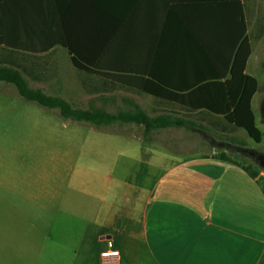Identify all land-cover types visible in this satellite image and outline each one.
<instances>
[{
    "label": "crops",
    "instance_id": "obj_1",
    "mask_svg": "<svg viewBox=\"0 0 264 264\" xmlns=\"http://www.w3.org/2000/svg\"><path fill=\"white\" fill-rule=\"evenodd\" d=\"M256 1L0 0V53L6 46L18 64L27 58L32 71H19L41 91L26 78L40 76L34 61H60L62 68L52 71L62 76L55 79L58 90L85 94V107L74 105L75 96L63 98L74 108L116 115L139 107L151 118H181L198 112L178 103V93L226 82L247 39L243 74L258 84L251 102L256 123ZM74 59L94 69L77 70ZM118 77L156 84L167 99ZM1 83L0 91L11 94V84ZM36 114L35 121L50 122L51 147L40 150L45 164L31 162L35 149L0 150V264H264L263 172L221 160L213 150L182 152L173 137L165 142L181 128L90 125L108 131L109 140L125 137L126 147L115 153L124 159L109 165L100 197L86 203L71 177L86 163L88 134ZM104 252L118 254L102 258Z\"/></svg>",
    "mask_w": 264,
    "mask_h": 264
},
{
    "label": "rangeland",
    "instance_id": "obj_2",
    "mask_svg": "<svg viewBox=\"0 0 264 264\" xmlns=\"http://www.w3.org/2000/svg\"><path fill=\"white\" fill-rule=\"evenodd\" d=\"M255 6L256 10L253 13L254 20L251 19L253 23L252 33L261 41H257L256 43L258 48H256L255 51L254 67H256L258 71L256 74L259 76L258 80L261 84V89L254 98L253 106L257 115V122L255 124L263 136L261 143H256L246 135L245 131L228 125L222 118L211 115L206 111L198 112L197 114L190 116L183 113L180 115L182 119H191L196 121L197 124L204 127L205 132L208 135L220 141L228 142V140H232L234 142H242L250 149L264 151V119L261 117V109L264 105V0H257ZM34 62H37L38 64L40 63L42 70L38 78L26 76L31 87L40 88L46 94L52 96L61 95L60 97L62 98L75 96V92L64 93L58 90L59 87L57 83H55V79L62 76L52 75V71L55 68H57V70L62 68L60 61H53L49 59ZM20 63L24 68H28V71H32V67L29 66L30 61L27 58L22 59ZM58 65L60 66L59 69ZM32 73L34 74V72ZM68 78H72L74 80V77ZM3 84L4 83L0 82V86ZM10 89L11 94L0 91V150L7 151L21 149V152L25 153V150L28 151L29 148L35 149L38 153H36V156L33 155L31 162L35 163L37 167L41 165L43 166L46 162L44 161L45 153L40 150L44 151L46 149H50L51 147L50 139H46V137H49L47 133L50 134V122L38 120L37 118L35 121L34 118L37 116L36 112L42 116L53 119L60 125L65 124L70 127H80L88 134V139L86 141L87 144L83 145L84 151L82 154L84 155L87 153V158L86 163L81 169H78V167L74 169L71 178L72 181L79 182V186L77 185V196L80 199H83L87 203L99 198L102 192V186L109 181L110 176L112 175L109 165H111L113 160H115V157H117L120 161H123L124 159V155H122V153H120L122 156H115V153L126 147V143H124L126 140L125 137L118 135L116 141L109 140L107 137L104 138L103 135H108V131L94 130V128H91L89 124L85 123H70L61 120L57 110H47L34 103L27 102L18 96L13 86L10 85ZM72 100L74 105L77 107L86 106L85 94L83 93L80 95L76 94ZM14 102L18 105L7 109L5 108ZM21 114H24L25 117L22 118ZM34 126H36V128H34ZM169 137H173L175 139L171 145L179 148L182 152L188 154H194L197 152L207 153L212 150L218 153L224 152L230 157V160L248 165L249 168H254L256 172L254 171L253 173L256 174L263 172L255 161L244 157L242 154L232 153L225 148L208 144L206 140L194 130L187 128L174 130L171 134H167L163 138L165 142L168 141ZM165 151L167 155L168 150L165 149ZM37 178H39V174L37 175ZM262 178L264 179V172ZM93 185H97L98 188H93ZM107 198L108 195H106V200Z\"/></svg>",
    "mask_w": 264,
    "mask_h": 264
},
{
    "label": "trees",
    "instance_id": "obj_3",
    "mask_svg": "<svg viewBox=\"0 0 264 264\" xmlns=\"http://www.w3.org/2000/svg\"><path fill=\"white\" fill-rule=\"evenodd\" d=\"M2 51L3 53H0V82L13 85L18 96L27 102L34 103L47 110H57L61 120L70 123H85L96 128L107 127L115 122L133 123L142 125L146 132L169 127L205 131L202 125L171 115L148 117L139 107H135L136 111L134 113H119L116 115L98 109L82 110L74 108L59 96L47 95L39 89L30 88L22 72L19 71V68L22 71H25V68L20 65L21 63L18 64L17 59H12L16 52L15 49L4 46ZM249 55L250 47L247 39H245L235 54L230 77L226 82L213 81L200 86L191 93H178L180 95L177 102L191 111H206L220 116L226 123L245 131L250 139L260 143L262 134L255 125V117L251 107L252 99L258 90V84L255 78L243 74ZM73 64L77 70L94 69L81 60L74 59ZM118 78L123 85L130 86L156 98L167 99V91L158 88L156 84L130 77ZM228 142L234 141L228 140ZM234 143L244 145L242 142ZM219 157L224 161L230 160V157L224 152H220ZM262 171L264 172L263 169Z\"/></svg>",
    "mask_w": 264,
    "mask_h": 264
},
{
    "label": "flooded vegetation",
    "instance_id": "obj_4",
    "mask_svg": "<svg viewBox=\"0 0 264 264\" xmlns=\"http://www.w3.org/2000/svg\"><path fill=\"white\" fill-rule=\"evenodd\" d=\"M261 117L264 119V105L262 106V109H261ZM196 133L201 135L206 140V142L208 144L217 145L218 147L225 148V149L231 151L232 153L242 154L244 157H246L252 161H255L256 163H258L256 160V157L259 154H264V151L255 150L254 151L255 156L251 157L249 155V152H250L249 148L245 147V145H241V144L234 143V142L220 141V140L208 135L205 131H196Z\"/></svg>",
    "mask_w": 264,
    "mask_h": 264
},
{
    "label": "water",
    "instance_id": "obj_5",
    "mask_svg": "<svg viewBox=\"0 0 264 264\" xmlns=\"http://www.w3.org/2000/svg\"><path fill=\"white\" fill-rule=\"evenodd\" d=\"M214 146V145H213ZM216 146V145H215ZM245 147H247V146H245ZM248 148V147H247ZM249 155L251 156V157H253V156H255V150H253V149H250L249 148ZM256 160H257V165L261 168V169H263L264 170V154H259L257 157H256Z\"/></svg>",
    "mask_w": 264,
    "mask_h": 264
},
{
    "label": "built area",
    "instance_id": "obj_6",
    "mask_svg": "<svg viewBox=\"0 0 264 264\" xmlns=\"http://www.w3.org/2000/svg\"><path fill=\"white\" fill-rule=\"evenodd\" d=\"M118 253L117 252H104L101 254V256L104 257H112V256H116Z\"/></svg>",
    "mask_w": 264,
    "mask_h": 264
}]
</instances>
